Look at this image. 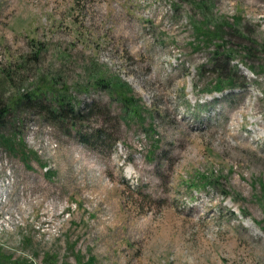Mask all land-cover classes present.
Masks as SVG:
<instances>
[{
	"label": "rangeland",
	"instance_id": "374dc122",
	"mask_svg": "<svg viewBox=\"0 0 264 264\" xmlns=\"http://www.w3.org/2000/svg\"><path fill=\"white\" fill-rule=\"evenodd\" d=\"M0 106V264H264V0H0Z\"/></svg>",
	"mask_w": 264,
	"mask_h": 264
},
{
	"label": "trees",
	"instance_id": "16d2710c",
	"mask_svg": "<svg viewBox=\"0 0 264 264\" xmlns=\"http://www.w3.org/2000/svg\"><path fill=\"white\" fill-rule=\"evenodd\" d=\"M220 31L221 30H219V32ZM218 47H219V45L217 46V48ZM228 49L230 50V54H232L234 52L230 47H228ZM229 58L232 59V57H230V56H229ZM252 71H254V70L252 69ZM224 82L225 81L222 80V79H220V76L217 73V76H216L215 82H214L215 83V90H217V91H223V89H225V87L232 86L231 80L228 81L229 84L227 83V85ZM43 95H44L43 92H38V91H35L34 93H29V94L28 93L27 94L26 93L20 94V97L21 98H16L12 102V104L19 106L21 103H26V102L30 101V102H32V104L34 106L39 107L42 111H45L48 115H51V117H52V114L55 112V109H54V107L52 105H47V104L42 103L41 98H43ZM63 97H64L63 95H55V100H56L55 102H57L58 105H59L58 106L59 111H62L63 112L64 109H69L70 112L74 116H72V115H69L68 116V113H65L66 115L65 114L62 115V113H61V114H59V116H61L63 119L69 117V118H73L74 120L75 119L78 120L80 116H76V115H78L80 113H84L86 111V108H84V107L81 108L76 103L66 104L64 102V100H63L64 99ZM4 112H5V109L4 108H1V106H0V117L4 114ZM55 117H57V116H54L53 115V119H55ZM97 135L98 136H101V133L98 132Z\"/></svg>",
	"mask_w": 264,
	"mask_h": 264
}]
</instances>
